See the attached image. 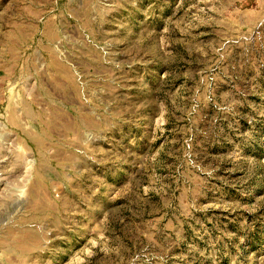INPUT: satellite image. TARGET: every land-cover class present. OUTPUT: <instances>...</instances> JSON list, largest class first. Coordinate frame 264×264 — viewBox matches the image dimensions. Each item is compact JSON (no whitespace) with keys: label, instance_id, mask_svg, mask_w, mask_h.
I'll return each mask as SVG.
<instances>
[{"label":"rangeland","instance_id":"1","mask_svg":"<svg viewBox=\"0 0 264 264\" xmlns=\"http://www.w3.org/2000/svg\"><path fill=\"white\" fill-rule=\"evenodd\" d=\"M0 264H264V0H0Z\"/></svg>","mask_w":264,"mask_h":264}]
</instances>
